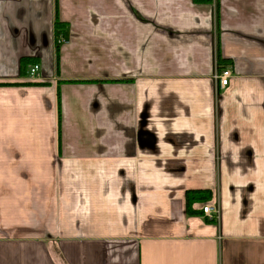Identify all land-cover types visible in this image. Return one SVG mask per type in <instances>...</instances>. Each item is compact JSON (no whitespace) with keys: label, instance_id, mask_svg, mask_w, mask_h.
<instances>
[{"label":"crops","instance_id":"crops-1","mask_svg":"<svg viewBox=\"0 0 264 264\" xmlns=\"http://www.w3.org/2000/svg\"><path fill=\"white\" fill-rule=\"evenodd\" d=\"M0 264H264V0H0Z\"/></svg>","mask_w":264,"mask_h":264},{"label":"trees","instance_id":"trees-1","mask_svg":"<svg viewBox=\"0 0 264 264\" xmlns=\"http://www.w3.org/2000/svg\"><path fill=\"white\" fill-rule=\"evenodd\" d=\"M192 1L194 4H197V5H204V4L210 5V4H212V0H192ZM218 1L219 0H217V4H216V8H217V10H216V26H217V28H219V4H218ZM55 28H56V33L61 34L62 30H64L66 28V25L59 22V21H56ZM218 45H219V42H218ZM217 58H218L219 70H223L228 65H230L229 61L222 59V57L219 53V49L217 52ZM31 64H35V62L31 61V60H27V59H24L22 61L21 69L24 70V74L26 73L27 67ZM37 85H40V84H37ZM210 198H211V194L209 192H188L187 193V207H188V210H190L189 212L192 213V211L190 209L192 204L204 203V202L209 201Z\"/></svg>","mask_w":264,"mask_h":264},{"label":"built area","instance_id":"built-area-1","mask_svg":"<svg viewBox=\"0 0 264 264\" xmlns=\"http://www.w3.org/2000/svg\"><path fill=\"white\" fill-rule=\"evenodd\" d=\"M64 40L62 38L58 39V44H64ZM41 74V67L38 64L31 65L28 70V79L30 81H37L40 78ZM232 74L229 69H224L219 71L215 79L217 81L218 87L224 89L229 86ZM202 215L208 220H217L220 215V210L217 204L214 203H207L204 204L201 208Z\"/></svg>","mask_w":264,"mask_h":264},{"label":"flooded vegetation","instance_id":"flooded-vegetation-1","mask_svg":"<svg viewBox=\"0 0 264 264\" xmlns=\"http://www.w3.org/2000/svg\"><path fill=\"white\" fill-rule=\"evenodd\" d=\"M216 4H217V0H212V4H211V5H213V6L216 8ZM218 4H219V1H218ZM216 10H217V8H216ZM217 63H218V59H217ZM228 67H231V66L228 65ZM228 67H226V68H228ZM228 69L231 71L230 68H228ZM223 70H224V69H223ZM219 71H222V70H219V65H217L216 74H217ZM231 74H232V71H231Z\"/></svg>","mask_w":264,"mask_h":264}]
</instances>
